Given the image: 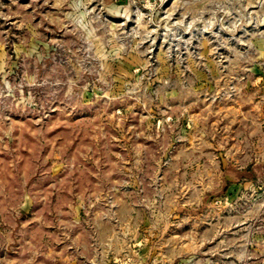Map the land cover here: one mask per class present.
I'll return each mask as SVG.
<instances>
[{
    "label": "rangeland",
    "instance_id": "rangeland-1",
    "mask_svg": "<svg viewBox=\"0 0 264 264\" xmlns=\"http://www.w3.org/2000/svg\"><path fill=\"white\" fill-rule=\"evenodd\" d=\"M0 264H264V0H0Z\"/></svg>",
    "mask_w": 264,
    "mask_h": 264
}]
</instances>
